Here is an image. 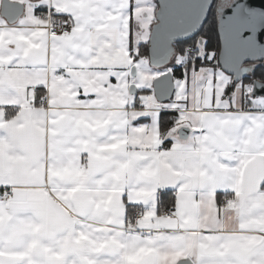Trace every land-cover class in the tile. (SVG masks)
I'll return each instance as SVG.
<instances>
[{
	"label": "snow or ice",
	"instance_id": "6c2138e0",
	"mask_svg": "<svg viewBox=\"0 0 264 264\" xmlns=\"http://www.w3.org/2000/svg\"><path fill=\"white\" fill-rule=\"evenodd\" d=\"M153 12L0 0V264H264V74L192 36L161 99Z\"/></svg>",
	"mask_w": 264,
	"mask_h": 264
},
{
	"label": "water",
	"instance_id": "95a60500",
	"mask_svg": "<svg viewBox=\"0 0 264 264\" xmlns=\"http://www.w3.org/2000/svg\"><path fill=\"white\" fill-rule=\"evenodd\" d=\"M156 1L159 9L150 36L149 57L154 66L164 67L178 54L179 42L201 31L215 0ZM217 14L219 38L228 44L225 55L220 57L221 67L240 81L249 71L247 63L264 60V0H235L226 8L220 7ZM239 25L247 27L244 36L250 39L233 45L232 36ZM164 74L155 85L161 99L167 98L175 88L173 72Z\"/></svg>",
	"mask_w": 264,
	"mask_h": 264
},
{
	"label": "trees",
	"instance_id": "16d2710c",
	"mask_svg": "<svg viewBox=\"0 0 264 264\" xmlns=\"http://www.w3.org/2000/svg\"><path fill=\"white\" fill-rule=\"evenodd\" d=\"M215 8L216 6H213V8L210 10L209 15L202 28V31L199 34L200 37H205V39L207 40L209 51H214V49L212 48L218 47V42L220 40L219 33H218V14ZM183 42H179L176 45L179 49V52L184 50L185 45ZM142 47L144 49L143 54L149 58V42L144 43ZM218 66L221 67V64L219 63ZM173 72L175 73L176 77L183 75L182 67H179V66H175L173 69ZM262 74H264V65H260L259 67H257L254 73V76L252 78L259 80L258 77H260Z\"/></svg>",
	"mask_w": 264,
	"mask_h": 264
},
{
	"label": "rangeland",
	"instance_id": "374dc122",
	"mask_svg": "<svg viewBox=\"0 0 264 264\" xmlns=\"http://www.w3.org/2000/svg\"><path fill=\"white\" fill-rule=\"evenodd\" d=\"M141 2H142V4H145L146 6L152 7V8L154 9V12H153V16H154V18H153V20H152V22H151V24H150V26H151L152 23H153V22L155 23L156 20H157V9H158V4H157V2H156L155 0H141ZM154 23H153V24H154ZM140 29H141V27L139 28V31H140ZM140 34H141V32H140ZM176 56H177V55H176ZM176 56L173 58L172 63H171L168 67H157V66H154V65L151 63V61H148V59H146V60H147V63H146V65H145V68H146L147 71H150V72H160V73H165V72H167V71H169V70H172L173 66H175V65H179V64H177V63H179L180 61H179L178 59H176ZM184 62L187 63V65H188V60H187V59H185ZM213 66L216 68V74H217V75H219L220 71H223L226 75L229 76V74H227L224 70H222V69L218 66V64H215V65H213ZM208 71L211 72V71H212V68L209 67V68H208ZM245 75H246V74H245ZM245 75H243L242 77H244ZM230 77H231V76H230ZM242 77H241V78H242ZM232 79H234V77H233ZM234 80H235V79H234ZM243 80H244L245 82L251 81V77H246V79H243Z\"/></svg>",
	"mask_w": 264,
	"mask_h": 264
},
{
	"label": "flooded vegetation",
	"instance_id": "af4514ba",
	"mask_svg": "<svg viewBox=\"0 0 264 264\" xmlns=\"http://www.w3.org/2000/svg\"><path fill=\"white\" fill-rule=\"evenodd\" d=\"M233 1H235V0H215L214 3H213V6H216L215 9H216V11H218V9L220 7L226 8ZM213 6L211 7V9L213 8ZM158 9H159V5H158ZM201 31H202V29H201ZM201 31L197 35H195V36H199V34L201 33ZM177 52L179 53L178 47H177ZM246 65L248 66L249 71H248V73L244 77H242L241 80L246 79V77H251L252 78L254 76V73H255L257 67H259L260 65H264V60L258 61V62H249ZM252 80H254V79L252 78Z\"/></svg>",
	"mask_w": 264,
	"mask_h": 264
},
{
	"label": "crops",
	"instance_id": "0c3cea01",
	"mask_svg": "<svg viewBox=\"0 0 264 264\" xmlns=\"http://www.w3.org/2000/svg\"><path fill=\"white\" fill-rule=\"evenodd\" d=\"M155 1H156V0H155ZM156 2H157V1H156ZM157 4H158V3H157ZM157 11H158V9H157ZM156 22H157V20H156ZM156 22H155V23H156ZM130 23H131V22H130ZM153 23H154V22H153ZM153 23H152L151 26L149 25V28H148L147 30L143 29L142 27H141V29H140L141 37H142V42H141L140 45H139V47H140V54H141L142 57L148 59V61H150V57L148 58L146 55L143 54L144 49H143L142 45H143L144 43L150 41V36H151L152 28H153V26L155 25V23H154V24H153ZM138 28H140V27L138 26ZM170 64H171V63H170ZM170 64H168L167 66H164V67H168ZM177 64H179V65H175V66L182 67V69H183L184 67H187V66H188V65H186L185 62H183V64H181V62H179V63H177ZM175 66H173L172 70H169V71H172V72H173V69H174ZM220 68H221L222 70H224L222 67H220ZM169 71H167V72H169ZM224 71H225V70H224ZM225 72H226V71H225ZM165 73H166V72H165ZM226 73H227V72H226ZM173 74H174V80H175V78H176L175 73L173 72ZM227 74H229V73H227ZM229 76H231V77L233 78V76H232L231 74H229ZM255 80H256V79H255Z\"/></svg>",
	"mask_w": 264,
	"mask_h": 264
},
{
	"label": "built area",
	"instance_id": "2783aa9c",
	"mask_svg": "<svg viewBox=\"0 0 264 264\" xmlns=\"http://www.w3.org/2000/svg\"><path fill=\"white\" fill-rule=\"evenodd\" d=\"M187 59V58H186Z\"/></svg>",
	"mask_w": 264,
	"mask_h": 264
}]
</instances>
